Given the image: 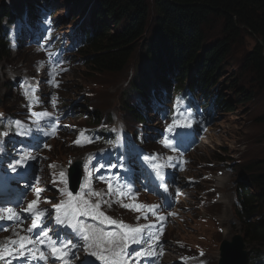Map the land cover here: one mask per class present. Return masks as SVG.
<instances>
[{"label":"rangeland","instance_id":"1","mask_svg":"<svg viewBox=\"0 0 264 264\" xmlns=\"http://www.w3.org/2000/svg\"><path fill=\"white\" fill-rule=\"evenodd\" d=\"M98 1L100 0H52L50 6L54 9V15L44 26L49 28L52 25L56 29H60L61 32L50 29L42 46L52 52L56 50V47L67 43L64 33L71 34L73 25L79 24L74 29L77 33L79 29L86 32L91 30L94 17L101 14L97 8ZM15 2V0H0V7L6 9L7 6H10L14 11L16 10V6L13 5ZM38 4L37 0H30L21 4L19 9L23 10L22 8L25 5L31 9H36L34 6ZM153 5V0H149V14L144 39L136 48L129 64L120 74H109L94 79L95 75L83 72L84 59L75 51L77 49V38L74 33L70 35L71 43L68 42L67 46L73 49L67 53L69 70L66 73L65 70L62 72V77L64 78V83L61 86L62 91L58 93L57 101H54L53 104L52 94L42 97L43 105L41 107L43 113L51 114L49 122L53 126L64 125L65 127H60L59 130L53 129L54 140L48 141L46 146L41 148L40 153L43 157L41 158L40 166L43 170L41 168L35 171L32 177L28 179L29 181L23 180V183L18 181L14 184L16 191L20 194H26V198L15 209V212L23 214L24 209L27 208L31 201L39 200L46 208H51L53 217H55L54 206L58 205L61 200L59 186L53 181V174L57 169L63 168L71 161L79 160L85 155L87 158L85 179L88 168L91 165L97 172L103 173L100 167L101 164H98L99 161L94 159V154L99 152L101 146L71 144L72 141L79 139V132L75 131V134H71V127H94L100 125L110 127V121L120 119L126 128L124 131L130 130L133 133L136 127V123L133 120L137 116L139 96L129 87L140 85L146 96V94L149 95L150 89L166 85L153 80V71H142V74L138 72L139 64L145 58L146 40L154 29L156 14ZM42 8L46 10L47 5L42 6ZM29 23L33 26L35 25L32 20H29ZM108 26L112 31L117 30L111 22L108 23ZM40 30H44V28L37 26L36 34H39ZM11 32L17 33V29L12 28ZM207 36L210 42L218 39V29L208 30ZM19 38L17 37L15 41ZM254 43L253 37L242 35L240 40L232 47L223 65L218 68V75L214 77L213 83L207 88L208 92L216 96L217 100L221 101L222 99L227 102L232 111L224 113L220 117L216 128L213 129L205 143L193 155L194 165L190 169V174L200 173L202 169L212 172L214 176L212 185L206 184V186H202L198 184V186L199 189H215L216 191L209 195L208 205L203 207L194 206L193 200L184 203L182 205V213L185 216V220L178 222L176 226L173 223L166 226L165 238L167 237L170 242L177 240L190 243L192 247H206V264H217L220 244L223 241L230 242L234 236L241 235L240 220L237 216L240 209L237 203L238 189L246 186L248 189L253 190L245 172L246 166L253 164L264 167V89L255 83L251 73L243 66L244 55L252 49ZM12 49V53H9V59L0 63V109L6 112H9V110L11 112V110L16 108L20 109L18 99L14 98L12 86L8 87L10 80L20 74H23L25 80H28L26 74L28 70L32 69L33 62L31 55H33L34 49L32 46L20 45L17 49ZM48 70L49 67H46L42 73H47ZM36 71L37 74L41 72V66H38ZM169 75L172 76L173 73ZM29 77H32V74H29ZM41 89L46 93L47 84L41 86ZM35 90L33 95L36 93ZM59 103H64L67 107H58ZM93 111H96L99 117L97 124L88 123L86 119V114ZM129 111H132V113H129ZM63 112H66V114L61 118ZM35 113H38V111ZM111 115L116 117L112 118ZM151 125L157 126V122H153ZM90 150L94 152H90ZM37 151L39 150L37 149ZM122 152L127 153L124 148H122ZM217 157L225 158L232 170L229 172L227 166L218 163H215L216 167L214 169L208 166L201 168L203 163L210 164L212 162L210 160ZM65 170L66 168L60 169L59 176L61 172L65 175ZM44 171L48 173L47 176L43 174ZM216 171L223 174L217 176L216 173L218 172ZM109 178L111 177L105 174V179L109 180ZM89 179H91V175H89ZM112 180L114 190L126 191L124 187H127L137 204H145L148 209L155 211L158 217L160 216V210L156 209V207L153 208V206H156V203L153 202L155 198L150 192L140 190L141 184L133 180L126 184H123L121 179L112 178ZM97 182L100 184L102 179ZM206 183L208 182L206 181ZM38 189L40 190L39 193H37ZM83 191L88 192L86 201L90 203L96 200V196L89 195L90 192H96L92 183L85 185ZM105 191L103 189V194L99 198L102 204L98 211H103L110 216L111 220H114L112 219V213L114 212L109 211V209L115 203L111 199L104 198L107 196L104 193ZM216 194L219 195V198H216ZM104 201L107 203L105 204ZM114 208L117 209L116 206ZM95 211L97 210L93 209L92 213ZM120 211L124 212L122 209ZM262 215L264 216V211ZM95 216L97 217L96 219H93L92 216H80V219L83 222H87V220L94 222L90 225L99 229L102 228L98 226L97 222L99 224L100 222L108 224L104 217L98 215L97 212ZM115 218L119 219L117 216ZM123 219H126V217H123ZM153 220L155 221L156 219ZM137 221H140L139 218ZM218 229L222 230V233H218ZM9 231L13 233V229ZM6 236L10 237L11 234ZM15 236L19 238L22 235H14V238ZM172 248L173 251L166 242L167 263L176 264L183 262L177 258L173 243ZM179 250L181 253L186 251L185 248H179ZM191 253L195 254V249H191ZM196 261L197 259H193V262Z\"/></svg>","mask_w":264,"mask_h":264},{"label":"trees","instance_id":"2","mask_svg":"<svg viewBox=\"0 0 264 264\" xmlns=\"http://www.w3.org/2000/svg\"><path fill=\"white\" fill-rule=\"evenodd\" d=\"M15 1L18 8L21 2L30 0ZM153 4L154 29L146 40L145 58L138 67L140 74L153 71V80L163 82L173 73L181 86L188 83L190 87L206 90L232 47L245 34L253 37L255 43L244 55L243 66L264 89V0H153ZM148 5L149 0L97 2L101 14L94 17L92 29L81 36L84 39L79 54L84 59L83 72L98 79L120 74L126 68L144 39ZM10 11V7H0V63L10 55L2 26L4 19H11ZM109 22L117 30H110ZM214 29H218L219 38L210 42L207 32ZM129 88L138 95L144 92L140 85ZM221 107L226 112L232 111L224 100ZM86 115L88 123L99 122L96 111ZM215 161L221 163L226 159L217 157ZM245 172L253 190L246 186L239 188L237 216L245 245V264H258L264 256V167L249 164Z\"/></svg>","mask_w":264,"mask_h":264},{"label":"snow or ice","instance_id":"3","mask_svg":"<svg viewBox=\"0 0 264 264\" xmlns=\"http://www.w3.org/2000/svg\"><path fill=\"white\" fill-rule=\"evenodd\" d=\"M55 69H53V72ZM28 90H25V95L27 96ZM31 110V106H29ZM43 116H48L47 112L42 113ZM16 125H20V121L15 122ZM187 123L178 125L176 120H173V123L168 127V131L171 132L174 127H188ZM7 133H3L6 135ZM47 135V133H45ZM78 143V141H77ZM165 147L172 146V140L165 138L163 141ZM33 157L29 153L25 152L20 155V158L15 161L14 165H10L13 171L16 167L23 166L24 162ZM152 157L145 156L144 161L146 163L150 162ZM101 168L105 165H100ZM109 167H115V165H109ZM151 167L155 173V177L161 183L159 187L167 191L165 184L163 183L165 176L162 171V166L157 164H151ZM61 179L63 180L64 173H60ZM90 187V185H89ZM111 188V185H109ZM39 189L37 193H39ZM69 200L61 202L59 205H55V223L57 225H65L66 227L72 229V232L75 234V237L83 241L82 247L84 253L89 257H95L97 260L101 261L102 264H127L128 255L126 254V249L129 247L130 243H141V238L144 234V226L136 228H127L123 223H120V228L124 229L122 232H105L103 229H99L95 226L85 224L81 222L77 217L80 216H90L92 215V210H98L100 207L99 201L94 205L90 204L88 201L83 200L82 196H77L75 198V203L73 202L72 193H67ZM91 196H100L98 192H90ZM38 201H31L27 208L24 209V212L29 213V216L23 217L21 213H17L13 208L3 209V212L6 215H0V220H10L14 221L17 224L22 223L23 219H31V226L26 229L27 233H33L34 230L38 229V232L35 236L32 235H23L19 236L18 239L6 238L4 243H0V260L5 258V254L19 255L25 260L31 261L38 260L43 262V264H49L51 260L52 264H56L57 261H60L61 264H68V257H76V251L79 250L81 245L74 243L72 239L58 240L53 239L49 234V230H46L43 227L44 218L50 213H46L45 210H41L37 207ZM2 207V206H0ZM143 207V206H140ZM156 206H153L155 208ZM98 215L104 216L102 212H99ZM169 215H172L171 213ZM93 219H96V216H92ZM160 221L165 220V216H159ZM104 220L110 224H116L117 222L109 219L107 216H104ZM148 227H151L149 225ZM7 230V229H2ZM14 235H19L13 230ZM156 239L158 237L150 236L149 240ZM30 246V247H29ZM43 246V248L41 247ZM151 244L149 248L151 249ZM146 255V253L141 250L135 253L136 257H141ZM203 255V253H201ZM81 264H87L85 260H81Z\"/></svg>","mask_w":264,"mask_h":264},{"label":"bare ground","instance_id":"4","mask_svg":"<svg viewBox=\"0 0 264 264\" xmlns=\"http://www.w3.org/2000/svg\"><path fill=\"white\" fill-rule=\"evenodd\" d=\"M38 10L40 11L39 8H38ZM39 15L40 14H38V16ZM79 37H81V36H79ZM215 101H217V98L215 99ZM30 156L31 157H39V158L43 157V155L39 151H35V150L30 154ZM73 167H74V165H73ZM134 169H136V168H134ZM89 175H91V173H89ZM175 183L181 184L182 179L180 177H177V179L175 180ZM104 189L106 190V187ZM104 193L107 195L106 199H108V200L111 199L109 191L106 190ZM111 200L114 202V199H111ZM118 201H119L120 206H121L120 209H122L123 211H126L128 213H133L135 215L142 214V217H144V218L156 219L154 221V226L156 228H159V231H160V232H155V233H153V235H151V236L158 237L159 243L153 245L151 247V249L149 248L147 250H143L146 253V255L141 256L139 260H138L139 257H136L135 261L138 262L139 264H144L146 262H148L149 264H168L166 261V241H165L164 237H165V233H166V226H168V224H171L172 222H170L168 219H166V217H165V220L160 221L158 218L155 217V213H150L147 210H143L141 212L134 211V205L132 203V196L131 195H129L128 197H120L118 199ZM41 206H42V204H39L38 208L41 210H45V209L41 208ZM45 211H46V213H50V215L45 216L44 223H49V227H56L57 230H62V231L67 232L68 227H66L65 225H57L56 223L52 222V220H53L52 212L51 211L48 212L47 210H45ZM106 216L110 219L109 215L106 214ZM77 219H79L81 222H83L80 219V217H77ZM139 220H140V218H139ZM116 222H117L116 224H110V223L102 224L101 222H100V224H99V222H97V224H98V226H101L102 229H105L104 230L105 232H122V231H124V229H121L119 226L120 220L118 221V219H116ZM83 223L90 225V224H93L94 222L87 220V222H83ZM11 229L12 228L10 227L9 230H11ZM71 231H72V229H71ZM69 237H72V236H69ZM6 238L18 239V236H15V238H14V234L12 233L10 237H6ZM141 247H142L141 243L132 244L129 248H127L128 251H126L127 252L126 254H129L130 256L131 255L135 256L136 252L141 251ZM73 251H75V250H73ZM76 257H78V258L69 256L67 258L68 263H70V264H81V261H80L81 257L77 256V254H76ZM219 259H218V263H219ZM58 262H60V261H58ZM180 263L186 264L184 261L180 262ZM13 264H22V263H20V261H16V262L13 261ZM23 264H25V263H23ZM32 264H43V262L35 260ZM176 264H179V263H176Z\"/></svg>","mask_w":264,"mask_h":264},{"label":"water","instance_id":"5","mask_svg":"<svg viewBox=\"0 0 264 264\" xmlns=\"http://www.w3.org/2000/svg\"><path fill=\"white\" fill-rule=\"evenodd\" d=\"M79 164L70 169V179L73 182L78 178ZM243 237L236 235L230 242L223 241L219 249L218 264H245L246 252L244 251Z\"/></svg>","mask_w":264,"mask_h":264}]
</instances>
